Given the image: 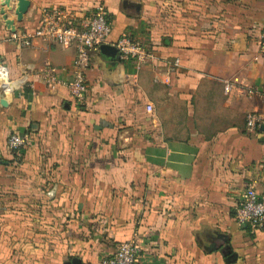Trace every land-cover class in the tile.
<instances>
[{
    "label": "crops",
    "instance_id": "crops-1",
    "mask_svg": "<svg viewBox=\"0 0 264 264\" xmlns=\"http://www.w3.org/2000/svg\"><path fill=\"white\" fill-rule=\"evenodd\" d=\"M95 1L30 0L16 30H32L43 4ZM104 3L108 41L131 34L155 57L137 69L98 52L82 103L35 72L50 62L68 76L74 47L19 46L0 19V62L30 72L0 92V264H100L133 235L139 264H264V225L234 215L247 183L264 191V98L227 86L264 84V0ZM252 110L262 120L248 129ZM11 133L27 137L19 158Z\"/></svg>",
    "mask_w": 264,
    "mask_h": 264
},
{
    "label": "built area",
    "instance_id": "built-area-1",
    "mask_svg": "<svg viewBox=\"0 0 264 264\" xmlns=\"http://www.w3.org/2000/svg\"><path fill=\"white\" fill-rule=\"evenodd\" d=\"M1 4V2H0ZM112 23L104 0H97L91 9L80 11L79 8L63 3L43 4L39 7L37 24L32 30H10L6 38L19 46L33 44L37 38L56 41L65 46L74 47V55L68 67V76L60 74L61 67L45 62L35 72L38 78L50 87L63 86L77 103H82L88 91L87 70L93 62L94 56L100 52V45L109 42L108 35ZM117 55L121 60H132L137 69L150 62L154 52L139 39L131 34H122L115 42ZM258 52L264 56V29L257 37ZM176 56L169 62L168 69L173 70L179 64ZM28 70L12 76L6 64L0 62V91L6 93L19 88L29 81ZM17 80V84L9 86L8 82ZM228 87H234L248 97L259 95L264 98V84L258 85L249 82H227ZM262 120L256 110L247 113L246 127L254 129ZM26 135L11 133L7 144L16 157L21 156ZM236 221L253 227L264 225V191H259L255 184L250 182L242 189L237 197L235 206ZM143 246L140 238L133 235L116 244L113 250L103 253L99 258L100 264H139Z\"/></svg>",
    "mask_w": 264,
    "mask_h": 264
},
{
    "label": "water",
    "instance_id": "water-1",
    "mask_svg": "<svg viewBox=\"0 0 264 264\" xmlns=\"http://www.w3.org/2000/svg\"><path fill=\"white\" fill-rule=\"evenodd\" d=\"M2 5H5L7 7L11 6L10 5V0H4L2 3ZM30 5V0H16L15 1V8H14V12H15V17H16V21H22L23 17L20 14L21 12H24V14L26 13V11L28 10V7ZM1 12H2V18H3V22L6 25L7 28H9L10 30H15L16 29V21H13V18H7L8 15L6 14V12L4 11V7H1ZM14 17V18H15ZM100 51L104 54H106L107 56H115L117 53V49L116 46L114 45V43L111 42H106V43H102L100 45ZM1 102H5L4 99H1ZM263 125V124H262ZM261 125V126H262ZM223 250H226V248L224 247Z\"/></svg>",
    "mask_w": 264,
    "mask_h": 264
},
{
    "label": "rangeland",
    "instance_id": "rangeland-1",
    "mask_svg": "<svg viewBox=\"0 0 264 264\" xmlns=\"http://www.w3.org/2000/svg\"><path fill=\"white\" fill-rule=\"evenodd\" d=\"M3 1H4V0H1L0 2L2 3ZM15 1H16V0H11V2H10V5H11V6H9V7L0 4V9H1V7L3 6L4 9H5L4 11L6 12V14H7L9 17H10V15H11V16H12V15H16L15 12H14ZM0 19L3 21L1 10H0ZM18 22H20V21H16V23H18ZM16 23H15V24H16ZM16 26H17V24H16ZM0 92H1V91H0Z\"/></svg>",
    "mask_w": 264,
    "mask_h": 264
},
{
    "label": "bare ground",
    "instance_id": "bare-ground-1",
    "mask_svg": "<svg viewBox=\"0 0 264 264\" xmlns=\"http://www.w3.org/2000/svg\"><path fill=\"white\" fill-rule=\"evenodd\" d=\"M0 1H1V0H0ZM10 2H11V0H10ZM20 14L23 15L24 12H21V11H20ZM2 15H3V14H2ZM7 18H10V17L8 16ZM11 82H12V81H11Z\"/></svg>",
    "mask_w": 264,
    "mask_h": 264
},
{
    "label": "trees",
    "instance_id": "trees-1",
    "mask_svg": "<svg viewBox=\"0 0 264 264\" xmlns=\"http://www.w3.org/2000/svg\"><path fill=\"white\" fill-rule=\"evenodd\" d=\"M263 29H264V27H263ZM263 29H262V30H263Z\"/></svg>",
    "mask_w": 264,
    "mask_h": 264
}]
</instances>
